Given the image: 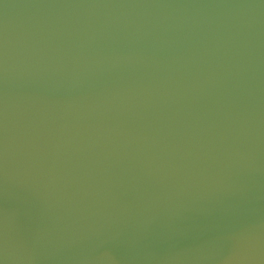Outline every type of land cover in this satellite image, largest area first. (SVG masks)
<instances>
[{
	"label": "water",
	"instance_id": "95a60500",
	"mask_svg": "<svg viewBox=\"0 0 264 264\" xmlns=\"http://www.w3.org/2000/svg\"><path fill=\"white\" fill-rule=\"evenodd\" d=\"M0 264H264V0H0Z\"/></svg>",
	"mask_w": 264,
	"mask_h": 264
}]
</instances>
